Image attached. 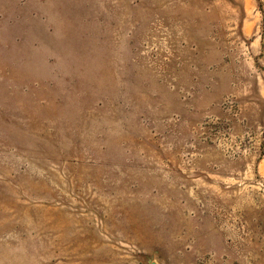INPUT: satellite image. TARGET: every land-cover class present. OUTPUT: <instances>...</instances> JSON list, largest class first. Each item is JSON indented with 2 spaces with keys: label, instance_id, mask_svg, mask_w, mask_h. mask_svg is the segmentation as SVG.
<instances>
[{
  "label": "rangeland",
  "instance_id": "obj_1",
  "mask_svg": "<svg viewBox=\"0 0 264 264\" xmlns=\"http://www.w3.org/2000/svg\"><path fill=\"white\" fill-rule=\"evenodd\" d=\"M0 264H264V0H0Z\"/></svg>",
  "mask_w": 264,
  "mask_h": 264
}]
</instances>
